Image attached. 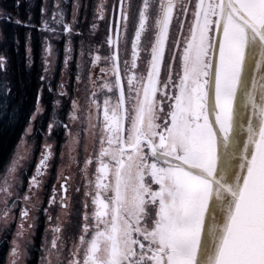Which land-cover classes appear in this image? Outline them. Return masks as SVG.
<instances>
[{
  "label": "snow or ice",
  "instance_id": "obj_1",
  "mask_svg": "<svg viewBox=\"0 0 264 264\" xmlns=\"http://www.w3.org/2000/svg\"><path fill=\"white\" fill-rule=\"evenodd\" d=\"M19 7L24 17L0 9V72L9 44L23 43L31 67L39 33L44 72L58 64L61 80L41 75L47 131L38 93L0 171L3 243L15 212L21 221L10 264L33 247L19 205L54 167L59 131L81 183L64 174L40 209L72 220L46 229L41 264H264V0H101L90 20L81 0H40L39 23L31 0ZM11 98L6 85L0 123L18 117ZM37 135L45 143L24 193L19 148L30 152Z\"/></svg>",
  "mask_w": 264,
  "mask_h": 264
},
{
  "label": "flooded vegetation",
  "instance_id": "obj_2",
  "mask_svg": "<svg viewBox=\"0 0 264 264\" xmlns=\"http://www.w3.org/2000/svg\"><path fill=\"white\" fill-rule=\"evenodd\" d=\"M19 2L20 0H3L2 3V0H0V9H6L7 11L12 12L13 15L24 17L25 7L13 8V4ZM81 2L86 6L88 19L90 20L92 18V9L91 7L87 6L99 3L101 0H81ZM104 2H106V0H104ZM31 3L33 5V19L36 23H39L40 0H31ZM69 19H71L70 16ZM81 20H83V13L81 14ZM16 31L23 35V29H16ZM101 31H103V29H101ZM33 35L36 37L33 41V65L31 67H26L25 48L23 43H21L18 50L9 44L7 46V72H0V101L3 100L5 86L8 85L10 86L12 92L11 103L14 108L18 110L17 119H15L12 124H10L13 126L5 125L3 127V123H0L1 136L10 137V147L5 158L2 160L0 167L4 166L8 157L11 155V151H17L18 141L23 135L24 129L28 125V118L38 107V93L40 94L43 103V131H47V126L50 122L49 116L52 112V96L49 94L47 89L48 81L41 83V75L46 74L50 76L53 86L58 84L61 80V71L58 64L50 66L48 73L44 72L46 62L43 56L41 38L39 33H34ZM52 42L55 43V41ZM58 46L61 49L60 59L62 60L63 41H61ZM0 48H3V46H0ZM64 80L65 82L74 83L73 75L67 70L64 72ZM36 127L40 128V124H37ZM64 142L65 136L62 131H59L54 137L53 143V147L57 154L54 160V167H52L46 176L42 178L41 186L38 190H36V195L30 196V199L27 202H22L19 205V207L27 208L29 210V219L23 222L25 232L22 240L29 242L33 247L31 251L28 252L26 257L23 252L19 257H17V264H41V253L43 251L41 245L44 242L45 236L51 235V232H46V229H51L54 226H59L61 229H63L66 224L72 222L70 213L60 208H57L55 212L50 211L47 216L40 211L41 208L49 207L48 200L52 195V188L55 186L57 189H59V184L62 182L61 177L64 174H71L74 185L77 187L80 186L81 178L78 174L77 167L71 172L68 171L66 165L67 160H62L59 156L61 151H65ZM44 143L45 141L42 136L37 135L35 137V144L31 147L30 152L25 150L23 144L20 145L19 151L24 157L20 162L21 167L24 168V177L21 180V189L24 193L29 192L27 178L35 173V168L40 160L41 149ZM62 164L64 168L62 167ZM81 199H83V197H81ZM0 204V207H2L3 204ZM48 216L54 217V221H49ZM20 223L21 221L19 218V212L17 211L15 212V215L11 221V232L8 234L7 244L3 243L5 233L0 231V264H10L12 236L17 231L16 226ZM29 225H35L34 232L31 228H29ZM3 226L4 221L0 219V228H3Z\"/></svg>",
  "mask_w": 264,
  "mask_h": 264
},
{
  "label": "rangeland",
  "instance_id": "obj_3",
  "mask_svg": "<svg viewBox=\"0 0 264 264\" xmlns=\"http://www.w3.org/2000/svg\"><path fill=\"white\" fill-rule=\"evenodd\" d=\"M2 3H3V0H2ZM0 7H1V5H0ZM12 122H14V120H11L10 122H6V123H8V124H6V123H3L2 125H3V127L5 126V125H9V126H13V125H10V124H12ZM10 128V127H9ZM1 130V129H0ZM64 144H65V151H64V153H65V161L67 160V170L68 171H73L75 168H76V164H75V162L73 161V160H71V159H68L67 157H68V155H69V151H70V149H69V147L68 146H66V141L64 142ZM91 147H92V145H91V140L89 139L88 140V148H89V152H90V150H91ZM15 150L14 151H11V155H10V157H8V159H7V161L6 162H8L11 158H13L14 157V155H15ZM62 167L64 168V166H63V164H62ZM2 169H3V166H1L0 167V171H2ZM73 183V182H72ZM74 184V183H73ZM2 201V199H0V203H2L1 202ZM1 205V204H0Z\"/></svg>",
  "mask_w": 264,
  "mask_h": 264
},
{
  "label": "trees",
  "instance_id": "obj_4",
  "mask_svg": "<svg viewBox=\"0 0 264 264\" xmlns=\"http://www.w3.org/2000/svg\"><path fill=\"white\" fill-rule=\"evenodd\" d=\"M10 137H4L0 134V164L2 160L5 158L9 147H10Z\"/></svg>",
  "mask_w": 264,
  "mask_h": 264
}]
</instances>
